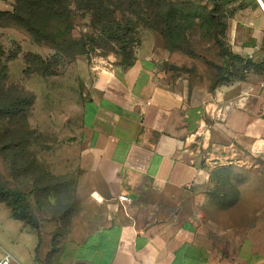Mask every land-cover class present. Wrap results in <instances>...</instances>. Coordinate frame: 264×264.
Instances as JSON below:
<instances>
[{
    "label": "crops",
    "instance_id": "1",
    "mask_svg": "<svg viewBox=\"0 0 264 264\" xmlns=\"http://www.w3.org/2000/svg\"><path fill=\"white\" fill-rule=\"evenodd\" d=\"M0 2L9 6L0 11L11 10ZM223 3L240 7L229 17L231 49L264 59L259 0ZM164 53L161 37L148 33L128 68L109 57L75 61L86 99L74 145L104 222L48 262L41 227L34 230L0 210V261L9 256L11 264H264V210H213L207 195L214 160L224 168L242 167V155L261 147V82L240 81L214 93L200 86L188 90L185 80L159 79Z\"/></svg>",
    "mask_w": 264,
    "mask_h": 264
},
{
    "label": "rangeland",
    "instance_id": "2",
    "mask_svg": "<svg viewBox=\"0 0 264 264\" xmlns=\"http://www.w3.org/2000/svg\"><path fill=\"white\" fill-rule=\"evenodd\" d=\"M169 1L176 3L178 15L184 18L180 22L183 39L180 40L179 50H165L158 65L159 79L168 84L185 80L188 90L200 86L211 93L241 80H257L261 82L258 84L260 88L264 89V59L234 53L231 43L226 39L229 17L240 9L239 6L225 7L221 2L215 5L213 0ZM5 2L10 3L12 0ZM140 3L141 7H135V11L145 20L144 8L147 3ZM119 4V8L125 10V0ZM7 7L0 2L1 9ZM211 9L225 22L226 29L218 36L226 51L216 45L213 25L201 23L202 18L214 20L212 13H209ZM187 14L197 16L188 20ZM116 15L118 18L121 16L120 12ZM82 30L91 31L85 27L80 28L79 32ZM0 44L5 50V58L20 48L18 59L9 63V87L5 98L18 97L22 101L19 106L21 112L13 117L12 125L8 124L5 112L0 115L1 181L29 191L31 178L41 176L44 171L64 177L59 188V196L64 201L57 205L53 194L44 193L39 196L42 209L35 207L34 210L42 233L40 247L47 245V261L50 262L62 252L65 244L78 242L92 228L103 223L105 218L103 209L98 208L91 198L93 183L91 177L79 169V146L74 145L77 143L80 125L79 109L86 99V90L75 62L59 67L57 76L52 77H40L26 69L28 67L23 63L25 54L33 52L49 57L51 51L45 46L35 47L20 31L0 28ZM227 52L231 54L227 55ZM232 54L238 55L243 61ZM108 57L111 60L115 58V63H118L112 54L106 57L93 54L89 60ZM214 83L217 86L212 89ZM9 142L17 144V147H8ZM258 144L261 147L257 150L251 148L242 155V167L224 168L220 166L219 159L214 160L217 163L211 169L207 188L209 206L213 210H264V140ZM13 155L20 156L21 161H25V156L29 157L30 164L38 165L37 173L18 169L15 179L11 178L7 160H13ZM0 210L8 211L9 208L0 202Z\"/></svg>",
    "mask_w": 264,
    "mask_h": 264
},
{
    "label": "trees",
    "instance_id": "3",
    "mask_svg": "<svg viewBox=\"0 0 264 264\" xmlns=\"http://www.w3.org/2000/svg\"><path fill=\"white\" fill-rule=\"evenodd\" d=\"M140 1L147 3L144 8L147 17L145 20L141 19L135 9L141 7ZM213 1L215 5L223 3V0ZM122 2L124 0H12L11 10L0 11V28L20 31L29 37L33 45L45 46L51 51L49 57L33 52L23 57V63L28 67L26 69L40 77L57 76L59 67L74 63L79 57L90 59L93 54L100 57L112 54L117 58L118 65L128 68L135 63L137 52L148 33L159 35L166 51L179 50L180 40L183 39L180 22L184 18L181 14L178 15L176 3L169 0H125L124 10L119 8V3ZM117 12H120L119 18ZM212 12L213 9L209 13ZM187 15L188 20L197 16ZM212 15L214 20L202 18L201 23L213 25L216 45L225 50L224 43L218 36L224 33L225 22L214 13ZM84 26L91 31L79 32ZM2 47L0 44V115L5 112L8 124L12 125L13 117L21 112L19 106L22 101L18 97L5 98V92L9 87V63L16 61L21 51L19 48L5 58ZM228 53L231 54L227 52V55ZM233 56L241 59L238 55ZM216 86L217 83H214L211 88ZM13 111L15 113L12 114ZM8 147H17V144L9 142ZM19 158L20 156L13 155V160H7L11 178L15 179L18 169L37 173L38 165L30 164L29 157L25 156V161ZM61 180H64L63 176L44 171L41 176L32 177L31 189L24 191L7 181L2 182L0 173V202L9 208L12 218L38 230L39 220L34 210L35 207L42 209L39 196L44 193L53 194L57 205L64 201L59 196Z\"/></svg>",
    "mask_w": 264,
    "mask_h": 264
},
{
    "label": "built area",
    "instance_id": "4",
    "mask_svg": "<svg viewBox=\"0 0 264 264\" xmlns=\"http://www.w3.org/2000/svg\"><path fill=\"white\" fill-rule=\"evenodd\" d=\"M118 200L120 202H123V203H130V199L126 196H119ZM0 264H11L10 263V257L9 256H5L4 259L2 261H0Z\"/></svg>",
    "mask_w": 264,
    "mask_h": 264
},
{
    "label": "water",
    "instance_id": "5",
    "mask_svg": "<svg viewBox=\"0 0 264 264\" xmlns=\"http://www.w3.org/2000/svg\"><path fill=\"white\" fill-rule=\"evenodd\" d=\"M259 2H260V4H261L262 8L264 9V5H263V3L261 2V0H259Z\"/></svg>",
    "mask_w": 264,
    "mask_h": 264
},
{
    "label": "bare ground",
    "instance_id": "6",
    "mask_svg": "<svg viewBox=\"0 0 264 264\" xmlns=\"http://www.w3.org/2000/svg\"><path fill=\"white\" fill-rule=\"evenodd\" d=\"M260 3V2H259Z\"/></svg>",
    "mask_w": 264,
    "mask_h": 264
}]
</instances>
